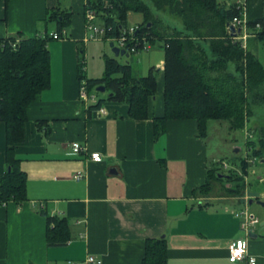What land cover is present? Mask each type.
I'll use <instances>...</instances> for the list:
<instances>
[{
	"label": "crops",
	"instance_id": "crops-1",
	"mask_svg": "<svg viewBox=\"0 0 264 264\" xmlns=\"http://www.w3.org/2000/svg\"><path fill=\"white\" fill-rule=\"evenodd\" d=\"M78 1V8H62L70 11L68 36L47 41L49 83L26 105L23 138L13 144L25 172L26 199L0 204V264H70L89 253L100 264H140L144 239L157 236L164 237L165 264H248L229 260L235 238H245L254 264H264V220L257 215L250 226L256 235L247 236L234 213L249 210L250 198L264 199V188H251L245 175L240 193L230 192L220 178L208 179L212 161L196 118H168L163 132L153 134L150 116L163 114L162 66L147 118L128 117L127 104L107 94L96 96L104 98L98 107L80 97L78 44L83 48L85 41L84 0ZM239 1L243 26L235 37L264 66V36L246 25L261 18L256 29L264 31V0ZM54 8H61L59 0H0V37L46 32L37 26ZM141 20L140 15L133 22ZM73 140L81 151L72 150ZM5 147L0 120V174ZM90 151L100 152L101 159L91 160ZM75 171L82 177L72 178ZM257 179L264 182V174ZM40 209L67 219L64 243L47 244Z\"/></svg>",
	"mask_w": 264,
	"mask_h": 264
},
{
	"label": "trees",
	"instance_id": "trees-1",
	"mask_svg": "<svg viewBox=\"0 0 264 264\" xmlns=\"http://www.w3.org/2000/svg\"><path fill=\"white\" fill-rule=\"evenodd\" d=\"M87 3L105 26L106 36H117L127 25V12L136 11L142 17L137 34L162 38L163 114L150 116L154 135L163 132L168 118H196L203 137L207 136L208 122L212 119H224L230 129H239L253 115L254 105H264V66L229 28L234 17L242 13L237 0L227 5L217 0H87ZM152 7L166 8L177 15L184 29L164 28L160 15ZM69 15V10L54 8L47 18L54 20L55 31H59L68 25ZM261 23L262 19L256 18L246 25L262 38L264 31L256 29ZM50 38L47 32L34 36L17 32L0 37V120L5 125L6 143L0 204L26 199L25 172L20 168L13 144L23 138L26 105L49 83L50 57L46 45ZM78 49L83 51L82 44H78ZM79 63V66L83 63L81 58ZM157 69L150 67L145 75L136 76L129 61L119 62L104 55L101 76L87 77L80 67L78 76L85 80L87 90L103 84L107 93L111 92L105 98L127 104L128 117L147 118L148 98L156 91ZM103 100L99 98L89 107H98ZM256 131L257 139H249L251 154L264 156V126ZM215 169L213 166L208 169L209 180L213 172L217 174ZM233 180L243 185V176ZM40 212L45 214L47 244L64 243L69 238L67 219L42 209ZM140 264H165L163 236L144 239Z\"/></svg>",
	"mask_w": 264,
	"mask_h": 264
},
{
	"label": "rangeland",
	"instance_id": "rangeland-1",
	"mask_svg": "<svg viewBox=\"0 0 264 264\" xmlns=\"http://www.w3.org/2000/svg\"><path fill=\"white\" fill-rule=\"evenodd\" d=\"M59 2L61 8L69 7L70 4L72 7H79L78 0H59ZM152 10L155 14L160 15L164 28L170 29L175 26L178 29H184L179 17L169 12L168 9H155L152 7ZM140 15L141 14L138 12L129 11L127 13V24L136 23L133 21L135 17H140ZM64 28L67 34L68 26ZM43 29H45L48 34L51 32L50 30H55L54 21L47 18V16L41 19L38 23L37 30L42 31ZM47 41L56 42V40L53 39H48ZM81 55L82 64L86 68L85 75L89 77L101 76L103 72L104 55L114 57L119 62L129 61L133 74L136 76H143L148 72L150 67L156 69L162 66L163 40L161 37H155L154 42L149 48L122 55H114L106 39L87 40L83 43ZM231 66H233V64H231ZM160 73V70H155L156 78H159ZM93 92L96 96L104 97L107 94L106 90L100 92L93 89ZM252 110L253 115L250 116L245 126L239 129H230L228 127V122L224 119H212L208 122V134L205 137L207 154L212 161V166L216 167L215 170H217V174L213 172L212 179L220 178L223 183L227 182L230 192L240 193V189L243 187L242 183L238 184L233 180L234 177L238 175H245L246 179L251 182V188H264V182L258 181L257 183V177L264 174V161L260 160V158H264V156H254L251 154V142L249 140L257 139L258 132L256 129L259 126H264V105L256 104L252 107ZM223 161L228 163L227 167ZM213 170L214 169H212V171ZM257 208L264 210V207L260 206L255 201L249 204V211H254V213L259 216L261 223L264 220V214H259L256 210Z\"/></svg>",
	"mask_w": 264,
	"mask_h": 264
},
{
	"label": "built area",
	"instance_id": "built-area-1",
	"mask_svg": "<svg viewBox=\"0 0 264 264\" xmlns=\"http://www.w3.org/2000/svg\"><path fill=\"white\" fill-rule=\"evenodd\" d=\"M243 10V4L241 1L237 0ZM83 18H84V33L83 41L93 40V39H106L112 41V44L117 46L119 49L123 48L124 51L128 53L137 52L142 49H147L154 42V38L146 37L144 34L138 35V23L127 24L123 27L120 33L117 36H106L105 26L102 21L96 15L95 9L88 5L87 0H84V9H83ZM235 28L243 26V20L240 16L234 17L232 23ZM51 38L61 39L67 36L65 28H61L59 31H52L48 34ZM17 40V38H16ZM140 43V46H139ZM14 43L12 42V45ZM83 71V64L80 66ZM79 95L83 100L96 101L95 93L89 92L85 86V80L80 79L79 86ZM100 111L104 112L103 108H100ZM71 148L74 152L82 150L81 144L73 140L70 143ZM88 157L93 161H99L101 159V154L98 151L88 152ZM224 163V162H223ZM227 166V163H224ZM83 173L81 171H75L72 174V178L79 179ZM240 218L241 228L244 229L246 235L248 236L251 232L250 226L259 221L257 215L253 212H250L247 209V206H244L242 209H238L235 212ZM228 258L230 261L245 260L248 264H254L256 262V257L253 254H250L247 250V241L245 238H235L233 239L228 246ZM101 260L96 255L89 253L83 259L72 261L70 264H100Z\"/></svg>",
	"mask_w": 264,
	"mask_h": 264
},
{
	"label": "water",
	"instance_id": "water-1",
	"mask_svg": "<svg viewBox=\"0 0 264 264\" xmlns=\"http://www.w3.org/2000/svg\"><path fill=\"white\" fill-rule=\"evenodd\" d=\"M229 28H230V30L232 31V33H237L238 31L241 30L240 27L235 28V26H234L233 24H229ZM108 44H109V46H110V48H111V51L113 52L114 55L127 54V53L124 51L123 48H120V49H119L117 46L113 45V44H112V41H109ZM94 89L97 90V91H100V92L105 91V87H104L103 84H98V85H96ZM110 94H111V92H108V93H107V96H109ZM220 175H221V174H220ZM253 201H255V202L258 203V204H261L262 206H264V199H261V198H256V199H255V198H250V199H249V204H251ZM250 235H256V234L250 232Z\"/></svg>",
	"mask_w": 264,
	"mask_h": 264
}]
</instances>
